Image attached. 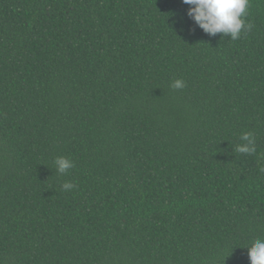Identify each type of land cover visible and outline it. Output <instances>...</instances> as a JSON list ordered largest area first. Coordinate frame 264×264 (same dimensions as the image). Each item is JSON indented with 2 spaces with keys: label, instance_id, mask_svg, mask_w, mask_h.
Wrapping results in <instances>:
<instances>
[{
  "label": "trees",
  "instance_id": "1",
  "mask_svg": "<svg viewBox=\"0 0 264 264\" xmlns=\"http://www.w3.org/2000/svg\"><path fill=\"white\" fill-rule=\"evenodd\" d=\"M187 8L0 0V264H250L264 239V0L236 40ZM245 132L251 155L236 150ZM59 157L74 167L59 173Z\"/></svg>",
  "mask_w": 264,
  "mask_h": 264
},
{
  "label": "clouds",
  "instance_id": "2",
  "mask_svg": "<svg viewBox=\"0 0 264 264\" xmlns=\"http://www.w3.org/2000/svg\"><path fill=\"white\" fill-rule=\"evenodd\" d=\"M188 5L186 15L209 36L216 34L227 35L232 40L240 37L242 31H251L253 25L245 22L249 0H182ZM175 89H183L185 82L176 79L172 85ZM240 139L245 143L237 146V151L244 154L256 152L255 138L251 132H245ZM56 170L67 173L74 167L72 160L66 157H59L55 161ZM264 171V168L261 169ZM75 185L64 183L65 190H71ZM247 256L250 264H264V239L257 238L251 246L247 247Z\"/></svg>",
  "mask_w": 264,
  "mask_h": 264
}]
</instances>
